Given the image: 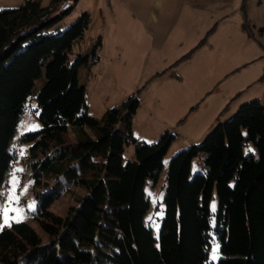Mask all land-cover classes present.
Masks as SVG:
<instances>
[{"label": "trees", "instance_id": "trees-1", "mask_svg": "<svg viewBox=\"0 0 264 264\" xmlns=\"http://www.w3.org/2000/svg\"><path fill=\"white\" fill-rule=\"evenodd\" d=\"M63 1L42 6L41 0H25L0 9V193L15 161L17 122L39 86L43 125L20 137L33 160L38 191L32 220L41 233L24 221L2 228L0 264H210L214 235L222 256L211 264H264V104L243 103L201 143L172 157L156 237L145 223V186L157 181L175 136L166 131L153 143L134 137L132 120L140 105L135 95L100 119L88 113L79 71L99 61L102 39L70 63L69 52L90 14L61 30L72 10L54 14ZM120 122L126 123L124 135ZM69 129L78 137L70 138ZM249 142L258 156L245 154ZM128 144L135 146L136 159L125 162ZM201 155L205 172L192 175V161ZM214 188L219 209L212 225ZM67 195L72 203L55 211Z\"/></svg>", "mask_w": 264, "mask_h": 264}, {"label": "rangeland", "instance_id": "rangeland-1", "mask_svg": "<svg viewBox=\"0 0 264 264\" xmlns=\"http://www.w3.org/2000/svg\"><path fill=\"white\" fill-rule=\"evenodd\" d=\"M24 1L0 0V9L19 7ZM208 1L201 0L202 3ZM50 2L51 0H41L42 6H48ZM238 2L239 0H236L234 9L230 7L229 10L225 9L226 12L219 13L214 11L212 13L219 16L210 17L211 19L202 15L186 29L176 32H167V29L161 28L159 23L155 24L159 26L157 28L153 26L140 28L135 24V17L118 16L117 19L127 26L120 27L117 31L113 28L108 34L105 32L92 34L91 31L86 30L82 34V39H79L69 52V62L72 63L77 55L86 53L85 47L89 44L91 35L96 37L102 35L106 41L107 51H114L113 56L116 54L115 50L120 52L130 65L127 74L124 72L123 78L116 80V85L115 80L111 82L105 80L104 89H101L102 86L98 84L91 86L89 75L81 72V83H86L88 113L91 116L100 119L108 109L135 95L138 96L140 105L132 120L134 137L153 143L166 131L175 136L164 156L163 168L157 181L148 180L145 186L146 196L150 202L145 223L153 228L156 237L159 236L164 216L167 172L172 157L190 145L184 144L187 134L194 137L193 141L198 140L197 143H201L205 139L202 135L207 131L209 134L219 123L218 121L215 125L213 124L214 126H209L211 119L220 115V113L216 116L211 115L214 104L218 106L225 92L229 90L237 92L239 86L243 87L247 79L254 77L253 75L257 74L261 65L264 66V58L260 61L262 63L251 62L255 57H259L260 49L264 47V33L260 31V28L264 27V0L245 1L244 8H241ZM74 4L73 10L61 22V30L70 26L82 13L94 10L96 5L98 8V0H77ZM213 8L214 6L210 7L209 3L204 6L205 11L209 12ZM122 13V11L119 12V7H116L115 14L113 13L111 17L123 15ZM54 14L58 13L55 11ZM107 60L110 59L107 58ZM126 62L125 65H128ZM171 70L175 73L174 77L170 78ZM43 75H45L44 72ZM39 88L40 86L36 87L35 92ZM35 92L25 102L24 112L17 122L12 142L15 161L0 193V203L6 205L9 204L13 195L18 197V200L10 206L19 208L22 216L9 213V215L17 216L11 222H5V218L0 217V230L14 222L24 221L41 233L32 220L37 205L35 193L38 191L32 178L31 162L33 160L30 157L28 145L20 142L21 135L37 131L43 126L38 117L40 110ZM240 95L231 101L227 111L256 99L247 100L245 95L244 97ZM206 96H208L207 101L203 102ZM188 109L195 110L190 117H187ZM235 112L231 115V112H228L230 116H227V119ZM185 118L187 119L182 123ZM119 129L124 135L127 131L126 123L120 122ZM68 136L75 139L78 133L69 129ZM244 152L258 156V150L252 142L244 147ZM123 157L125 162L136 159L133 144L126 146ZM197 172H205L202 155L192 161V175ZM73 189L80 193L83 191L78 187ZM72 200L70 196H64L55 203L53 209L62 213ZM210 208L213 213L212 225H215L216 213L219 209L216 188L213 190ZM217 246L219 251L215 263L222 255L219 239L214 235L210 249ZM210 256L209 251V261Z\"/></svg>", "mask_w": 264, "mask_h": 264}, {"label": "crops", "instance_id": "crops-1", "mask_svg": "<svg viewBox=\"0 0 264 264\" xmlns=\"http://www.w3.org/2000/svg\"><path fill=\"white\" fill-rule=\"evenodd\" d=\"M245 1L249 2L250 0H239L238 5L242 6L241 8H244ZM208 3L210 7L214 6L213 10H211L210 12L205 11L204 9L205 4L208 5ZM235 5L236 0H227V2H225V0H209L206 3H202L201 0H98V8L96 5V8L94 9L96 11L92 10L88 12L90 14V21L86 30L91 31L92 34H96L99 32H105L106 34H108L109 32H112L113 28H116L115 31H117L118 28H123L126 25L122 24V21L120 19L118 20L117 17L128 15L130 17H135V24L139 25L140 28H146L147 26H153L154 28H157L159 26H156L155 24L159 23L161 28L163 27L167 29V32H176L186 29L190 24H193L195 22L197 17L203 15L205 17L214 18L219 15L212 12H226L225 9L229 10L230 7H233L232 9H234ZM116 7H119V12L122 11L124 14L122 13L123 15L119 14L117 16L115 15V17H111L113 13L115 14ZM108 10H110L111 12L109 13ZM81 37L79 39H82ZM100 37L102 39V48L100 51L99 61L89 71H87V67H81L79 71V77L81 79V72L87 73V76L89 75L88 77L91 79V86L98 84V86H102V89L105 85V80H107L108 82H111V80H115L116 85V80H118L119 78H123L122 76L124 74H127L130 65L122 57V54L120 52H117L115 50L116 54L115 56H113L114 51H107L105 38H102V35H100ZM96 38L98 39L99 37H96V35L90 36L89 44L85 47L87 48V51L93 46V44H95V42L97 41ZM260 50L261 52L259 57H255L251 62L259 61V63H262L260 61H262V58H264V47ZM107 58L110 60H107ZM120 60H124L128 65H125V62L121 63ZM169 73L171 74L170 78L174 77L175 72H173V70H171ZM253 76L254 77L247 79L248 81L244 83L245 85H243V87L239 86L237 92L232 90L225 92L222 95V98L219 100V104L217 107L214 104L213 109L211 110V115L216 116L219 113L220 115L217 117H213L209 126H212L213 124L215 125L218 121H224L225 119H227V116H230L235 112L239 105H237V107H233V109H230L228 111L227 109L230 106L231 101L235 97L239 96V94H241L240 97H244L243 95H245V98H247V100H250L252 98L259 99L264 104V66L261 65V68L258 69L257 74ZM183 81H185V79ZM84 85L86 89L85 82ZM216 89L217 87L214 89V91ZM207 98L208 96H206L203 102L207 101ZM122 102L123 101H120V103H118L116 106H119ZM193 111L195 110L190 111L188 109L187 113L189 114L187 117L192 116L191 113ZM228 112H231L230 115H228ZM186 119L187 118H185L182 123H184ZM208 132L209 131H207L202 136L205 137ZM186 136L187 140L184 142L185 145L199 142L198 140L193 141L194 137H191L190 134H187Z\"/></svg>", "mask_w": 264, "mask_h": 264}, {"label": "snow or ice", "instance_id": "snow-or-ice-1", "mask_svg": "<svg viewBox=\"0 0 264 264\" xmlns=\"http://www.w3.org/2000/svg\"><path fill=\"white\" fill-rule=\"evenodd\" d=\"M21 171H23V169H21ZM13 183L15 185V178L13 179ZM17 200L18 197L13 195L11 201H9V204L6 205L0 203V217L5 218V222H11L12 220H15L17 218V216L9 215V213H16L22 216V213L20 212L19 208L10 206L13 202H16ZM209 251L211 252V256H210V264H211V262H214L216 259H218V251H219L218 246L216 248L209 249Z\"/></svg>", "mask_w": 264, "mask_h": 264}, {"label": "built area", "instance_id": "built-area-1", "mask_svg": "<svg viewBox=\"0 0 264 264\" xmlns=\"http://www.w3.org/2000/svg\"><path fill=\"white\" fill-rule=\"evenodd\" d=\"M73 6H74V0H64L59 5V9L56 11V13H60V12L70 10V9H72Z\"/></svg>", "mask_w": 264, "mask_h": 264}]
</instances>
